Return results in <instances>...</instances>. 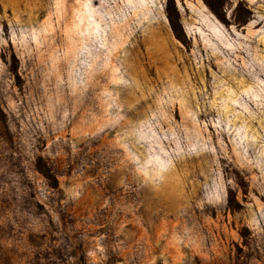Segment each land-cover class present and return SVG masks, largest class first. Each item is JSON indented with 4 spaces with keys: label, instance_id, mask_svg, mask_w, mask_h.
<instances>
[{
    "label": "rangeland",
    "instance_id": "rangeland-1",
    "mask_svg": "<svg viewBox=\"0 0 264 264\" xmlns=\"http://www.w3.org/2000/svg\"><path fill=\"white\" fill-rule=\"evenodd\" d=\"M207 1L0 0V264H264V0Z\"/></svg>",
    "mask_w": 264,
    "mask_h": 264
},
{
    "label": "trees",
    "instance_id": "trees-1",
    "mask_svg": "<svg viewBox=\"0 0 264 264\" xmlns=\"http://www.w3.org/2000/svg\"><path fill=\"white\" fill-rule=\"evenodd\" d=\"M207 2V4L209 5V7L211 8V10L217 15V17L220 19V20H223L222 17H220L218 11L216 10V8L214 7L215 5H212L210 4L207 0H205ZM167 17L169 19V22H170V25H171V28L172 30L174 31L175 35L181 39L182 37H180L178 31H179V23H177V21H175V18L174 16L172 15V13L167 10ZM46 172V171H45ZM47 175L48 178H50V175L49 173H45ZM52 180H55L53 179L52 177Z\"/></svg>",
    "mask_w": 264,
    "mask_h": 264
}]
</instances>
